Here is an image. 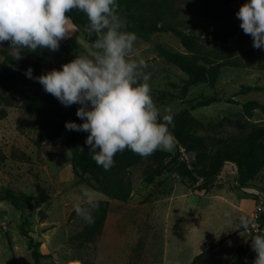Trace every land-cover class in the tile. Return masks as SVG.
<instances>
[{
  "label": "rangeland",
  "instance_id": "rangeland-1",
  "mask_svg": "<svg viewBox=\"0 0 264 264\" xmlns=\"http://www.w3.org/2000/svg\"><path fill=\"white\" fill-rule=\"evenodd\" d=\"M184 1L179 3L181 18L188 21L192 15ZM209 27L211 24L205 23L201 31ZM239 31L246 35L240 20ZM252 45L253 40L230 43L239 54ZM157 46L186 53L179 39L169 32L154 34L149 42L137 39L136 48L151 73L152 97L161 116L187 112L176 127L207 140L209 161L215 159L225 140L240 133L237 121L264 122L261 109H255L251 118L244 110L249 101L264 105V92L247 91L264 86V71L223 68L215 85L194 84L184 90L188 77L161 57ZM9 47L8 43L0 45V65L6 71L0 76V195L10 188L16 194L35 197L26 211L31 224L27 229L42 243V264H190L210 246L214 248L206 264H238L236 252L240 247L248 248L245 264H253L256 253L251 240L264 235V168L242 186L237 165L225 162L208 189L201 191L197 189L199 183L178 172L184 161L191 168L200 167L196 154L175 138L172 151L157 150L130 169L133 193L128 202L108 199L75 176L72 153L64 143L70 130L38 147L33 142L39 131L37 114L23 108L30 95L45 92L37 80L25 75L28 68L33 69V77L60 69L77 55L90 53L91 42L75 26L72 36L62 40L55 52L24 50L22 58L15 60ZM208 99L216 102L194 108ZM87 135L82 132L84 147L88 146ZM158 167L163 175L147 183L146 176ZM81 186L92 189L98 200L108 199L110 203L102 235L92 243L73 238L87 223L73 208ZM44 197L47 199L41 202ZM240 216L251 221V233L239 227ZM21 224V212L10 202H0V264H33L27 239L20 233ZM254 225L258 231L253 233Z\"/></svg>",
  "mask_w": 264,
  "mask_h": 264
},
{
  "label": "trees",
  "instance_id": "trees-1",
  "mask_svg": "<svg viewBox=\"0 0 264 264\" xmlns=\"http://www.w3.org/2000/svg\"><path fill=\"white\" fill-rule=\"evenodd\" d=\"M247 0H185V6L192 17L188 21L181 18L182 8L180 0H117L121 14L127 20V30L134 32L137 39L149 42L154 34L172 33L176 36L185 54H177L157 46V51L170 64L182 71L188 80L185 81L184 90L194 84L215 85L223 68L256 69L264 71V49L250 46L239 54L230 43H246L252 40L250 35L239 31V19L236 13ZM72 23L84 32L89 22L86 15L78 10L68 14ZM205 23L211 27L201 31ZM86 39L91 42L95 37ZM8 43V42H4ZM9 44V43H8ZM5 69L0 65V76H5ZM247 91L264 92L263 87H250ZM216 99L199 101L194 108L209 106ZM78 104L65 107L54 96L46 92L33 93L23 103V108L37 114L39 131L33 140L38 147L47 141L54 142L60 139L65 131V123L72 121L77 124L83 121L76 116ZM264 112V105L257 101H249L244 105L245 114L251 118L255 109ZM187 114L172 115L174 127L171 128L178 142L187 144L196 154L199 169L191 168L187 162H182L178 168L180 175L199 183L197 189H208L211 179L219 174L225 162L235 163L239 171V181L242 186L247 185L260 170L264 168V122L245 124L237 121L240 133L223 142L221 150L213 161H209L207 153L208 144L204 137L185 134L176 127L183 123ZM82 132L70 131L65 138V145L72 153V169L79 182L86 183L90 188L121 203L130 200L133 193V183L130 169L142 159L130 150L117 153L115 164L109 171H105L92 160L88 150L89 146L82 145ZM163 169L158 167L146 176L147 183H153L157 177L163 175ZM47 198H41L44 202ZM108 199H99V208L94 209L92 216L95 223L84 227L73 238L86 243H92L102 235L110 210ZM35 197L25 193L16 194L12 189L6 188L0 195V202H10L21 212L20 233L27 239L33 264H42L45 255L40 248L42 243L37 241L27 229L30 226L26 214ZM214 246L204 247L202 252L195 256L190 264H206L209 254ZM248 254L247 247H240L236 252L238 264H245Z\"/></svg>",
  "mask_w": 264,
  "mask_h": 264
},
{
  "label": "clouds",
  "instance_id": "clouds-1",
  "mask_svg": "<svg viewBox=\"0 0 264 264\" xmlns=\"http://www.w3.org/2000/svg\"><path fill=\"white\" fill-rule=\"evenodd\" d=\"M119 9L117 0H0V45L8 42L15 60L22 58L24 50L58 51L60 42L74 32L68 14L78 10L86 15L89 23L83 30L95 37L90 53L38 77L32 76V68L25 75L65 107L80 105L76 116L83 123L69 121L65 127L88 133V152L105 171L114 166L117 153L130 150L147 158L157 150L172 151L176 143L171 131L174 118L161 116L151 94L148 64L136 48L137 35L127 30ZM236 16L243 32L252 37L253 47L264 49V0H248ZM73 208L89 225L94 224L91 210L99 208L96 193L81 186ZM251 226L246 216L239 217V227ZM251 247L256 253L253 264H264V235H255Z\"/></svg>",
  "mask_w": 264,
  "mask_h": 264
},
{
  "label": "built area",
  "instance_id": "built-area-1",
  "mask_svg": "<svg viewBox=\"0 0 264 264\" xmlns=\"http://www.w3.org/2000/svg\"><path fill=\"white\" fill-rule=\"evenodd\" d=\"M261 210H262V208H261ZM252 230H253V233H254V232H257V231H258V227H256V226L254 225V227H252ZM247 232H248V233H251V229H248Z\"/></svg>",
  "mask_w": 264,
  "mask_h": 264
}]
</instances>
